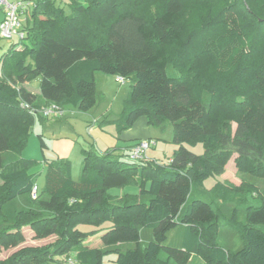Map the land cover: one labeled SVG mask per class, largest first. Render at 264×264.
<instances>
[{"label":"trees","instance_id":"16d2710c","mask_svg":"<svg viewBox=\"0 0 264 264\" xmlns=\"http://www.w3.org/2000/svg\"><path fill=\"white\" fill-rule=\"evenodd\" d=\"M194 2L189 23L187 0H34L26 36L0 55V251L23 242L26 226L55 239L0 264H61L71 252L81 264L109 254V264H186L193 254L205 264H264V0ZM96 72L132 79L121 128L139 117L169 121L176 148L166 162L83 148L78 179L69 160L44 158L32 199L35 161L21 150L29 124L46 117L19 106L41 104L18 81L38 77L43 104L85 110ZM196 143L202 154L186 147ZM233 154L251 179L204 189ZM127 184L138 191L108 193ZM107 221L100 244L89 243Z\"/></svg>","mask_w":264,"mask_h":264},{"label":"rangeland","instance_id":"374dc122","mask_svg":"<svg viewBox=\"0 0 264 264\" xmlns=\"http://www.w3.org/2000/svg\"><path fill=\"white\" fill-rule=\"evenodd\" d=\"M198 7L200 5L194 0H187L185 16L189 23L194 21V14L197 13ZM66 12H70L67 6ZM8 44L5 39L0 37V55L7 49ZM33 79L38 80L39 78ZM33 79L32 81H34ZM33 85L34 82L29 83V86ZM131 86V78H125L120 82L113 75L96 72L94 75V96L87 109L65 107L62 116L36 119L29 124L21 156L35 161L29 172L34 175L39 189L43 187L44 183V158L69 160L71 177L78 179L84 157L83 148H91L99 154L109 152V156L113 158L127 159L126 151L130 142L142 138H152L155 140V145L147 150V158L157 162H166L171 157L176 148L171 122L166 121L157 126L149 124L146 117H139L131 127H120L124 102L131 91ZM39 104L43 105L41 102ZM232 125L234 126V123ZM39 136L44 142L43 147L40 146ZM186 147L195 154L204 152L202 143L186 144ZM234 157L235 154L227 160L224 172L220 176L210 175L203 181L204 189L210 190L216 179L220 177L234 187H242L243 181L251 179L248 175L237 172ZM137 191L138 188L135 185L127 184L121 188H111L108 193L117 197L124 192L136 193ZM235 200L238 199L235 198ZM110 225L109 221L102 224L99 230L89 237V243L100 244V234ZM78 227L82 230L96 229L92 225L79 224ZM170 234L171 231L168 233V237ZM33 235V231L27 227L24 241L16 247L2 249L0 259L9 256L22 245H44L55 239V235L41 239L34 238ZM233 242V245L237 246L236 238ZM73 254L74 252L70 253V255ZM113 257V254L106 255L103 264H109ZM47 264L59 263L52 261ZM186 264H205V262L201 256L193 254L188 258Z\"/></svg>","mask_w":264,"mask_h":264},{"label":"built area","instance_id":"2783aa9c","mask_svg":"<svg viewBox=\"0 0 264 264\" xmlns=\"http://www.w3.org/2000/svg\"><path fill=\"white\" fill-rule=\"evenodd\" d=\"M34 6V0H0V10L2 19L0 20V37L7 42L23 39L26 34V22L30 17L31 9ZM116 80L123 81L122 77L117 76ZM21 108L27 109L31 113L40 114L43 117L62 116L64 109L55 103H47L34 106L21 99L19 101ZM155 145L152 138H142L134 141L127 149V157L133 161H148L146 152ZM38 195V185L34 183L30 189V196L35 199ZM61 264H81L74 256L68 255L62 259Z\"/></svg>","mask_w":264,"mask_h":264},{"label":"crops","instance_id":"0c3cea01","mask_svg":"<svg viewBox=\"0 0 264 264\" xmlns=\"http://www.w3.org/2000/svg\"><path fill=\"white\" fill-rule=\"evenodd\" d=\"M2 12V11H1ZM2 13L0 14V20L2 19ZM36 78H38V77H36ZM34 81H32V80H30V81H27V82H20V81H18V84H22V85H24L25 87H26V89L27 90H29L30 92H32L33 94H35L36 96H37V102H41V103H43L42 102V99H41V97H40V92H39V87H38V85H39V79L37 80V79H33ZM36 80V81H35ZM31 82H34V85L33 86H29V83H31ZM91 125V124H90ZM133 141H135V140H133ZM133 141L132 142H130L129 143V145L127 146V149H128V147L133 143ZM126 149V148H125ZM127 152V151H126ZM150 160V159H149ZM221 178V177H220ZM221 179H223L224 180V178H221ZM26 228H27V226L26 227H24L23 228V231H24V234H25V230H26ZM23 246V245H22ZM3 258H5V257H3ZM3 258H1V259H3Z\"/></svg>","mask_w":264,"mask_h":264}]
</instances>
